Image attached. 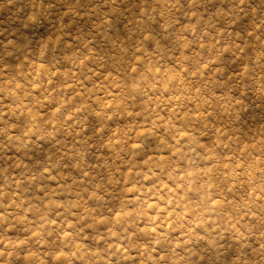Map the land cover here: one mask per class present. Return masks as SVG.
<instances>
[{
  "label": "clouds",
  "instance_id": "clouds-1",
  "mask_svg": "<svg viewBox=\"0 0 264 264\" xmlns=\"http://www.w3.org/2000/svg\"><path fill=\"white\" fill-rule=\"evenodd\" d=\"M0 16V264H264V0Z\"/></svg>",
  "mask_w": 264,
  "mask_h": 264
},
{
  "label": "rangeland",
  "instance_id": "rangeland-1",
  "mask_svg": "<svg viewBox=\"0 0 264 264\" xmlns=\"http://www.w3.org/2000/svg\"><path fill=\"white\" fill-rule=\"evenodd\" d=\"M0 18H3L2 16H0Z\"/></svg>",
  "mask_w": 264,
  "mask_h": 264
}]
</instances>
